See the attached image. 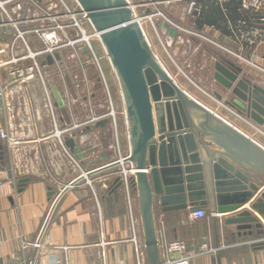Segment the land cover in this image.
I'll list each match as a JSON object with an SVG mask.
<instances>
[{"label":"crops","instance_id":"0c3cea01","mask_svg":"<svg viewBox=\"0 0 264 264\" xmlns=\"http://www.w3.org/2000/svg\"><path fill=\"white\" fill-rule=\"evenodd\" d=\"M259 25L264 26V23L258 21L257 27ZM196 30L207 31L225 50L241 53L251 64L238 61L221 48H214L221 56L239 63L253 83L264 86V37L260 39L257 30L248 32L246 39L210 27ZM176 36L177 33L173 38ZM176 48L171 49L175 55ZM209 53V58L213 57L212 51ZM53 62L55 66L63 64L60 57ZM210 76L209 72L208 77L200 74L198 80L210 93L219 92L222 87ZM64 79L65 105L57 109L60 124L56 123L55 130L60 138L82 134L76 138L80 159L70 157L58 137L51 135L53 126L36 79L11 83L5 69L0 70V87H4L0 127L17 142L9 146L0 141V182L15 178L18 188L15 197L4 196L0 191V264H148L141 218L139 222L135 216L137 210L140 214L138 193L130 180L122 181L115 173L120 172V165L109 166L129 154L127 124L126 136L117 142L109 135L107 123L98 128L89 124L74 128L70 123H81L80 111L86 117L92 114L89 108L94 96L79 98L77 95L81 96L83 88L76 91L78 86L74 82L77 81L67 75ZM193 94L195 101L214 115L206 117L195 109L196 117L212 140L198 135L205 148L220 151L222 144L232 148L262 172L258 178L264 182V128L241 118L212 97L203 101ZM230 99L227 94L224 96V102ZM68 124L70 130L60 134ZM130 165L123 164V168ZM102 168L104 170H100ZM82 174L85 179L77 182ZM21 181L24 185L18 192ZM251 203L252 200L248 205ZM200 209H204L208 217L192 220L189 214L198 209L162 212L154 204L152 220L159 264L165 261L164 246L173 241L184 242L187 251L196 250L204 242L218 249L214 255L194 258L191 264H264V244L253 243L263 239L264 234H257L255 229L251 236H238L237 226L226 224L235 217L236 211L217 213L212 198L207 207ZM245 209L248 211L247 207L239 211ZM44 225L47 241L43 248H34L32 244Z\"/></svg>","mask_w":264,"mask_h":264},{"label":"water","instance_id":"95a60500","mask_svg":"<svg viewBox=\"0 0 264 264\" xmlns=\"http://www.w3.org/2000/svg\"><path fill=\"white\" fill-rule=\"evenodd\" d=\"M75 1L105 48L122 90L130 143L129 156L124 161L131 164L134 172L130 181L139 196L148 264L160 261L152 220L154 204L162 212L196 210L207 207L212 198L217 213L236 211L226 224L236 225L238 236H251L255 229L262 235L258 218L246 209L239 211L250 206L264 220V183L258 178L262 172L223 144L220 151L205 148L198 135L212 140L195 109L206 117L214 115L195 101L188 86L171 79L150 49L127 0ZM253 19L264 22L263 15ZM163 28L174 36L168 24L164 23ZM46 62L51 65L53 59L48 56ZM212 76L231 98L226 107L264 128V86L253 83L241 66L222 56L216 58ZM214 96L222 98L218 93ZM59 107L63 108L61 102ZM104 124L101 121L95 127ZM64 146L80 159L76 139L65 138ZM118 164L119 161L109 166ZM18 184L20 192L24 183ZM216 226L217 220L215 231Z\"/></svg>","mask_w":264,"mask_h":264},{"label":"rangeland","instance_id":"374dc122","mask_svg":"<svg viewBox=\"0 0 264 264\" xmlns=\"http://www.w3.org/2000/svg\"><path fill=\"white\" fill-rule=\"evenodd\" d=\"M127 2L131 6V9L143 31L144 37L148 42L150 49L171 79L181 85L188 86L189 90L195 93L200 100L202 99L205 101V99L208 100L212 97L218 103L225 104L226 101L224 102V96H226L227 93H225L223 88H221L219 92L210 93V91L204 87V83L198 80V76H200V74L203 77H208V72L211 74V76L213 75V63L215 62L216 58L221 57V55L218 54V51L214 50V48H221L222 51L232 54V56L240 62H248L249 64H251V62L247 61V59L244 58L241 53H234L225 50V48L219 45L218 42L213 41L209 37L207 31L196 30L197 27L194 25V19L196 15H194V9L189 10L190 2L166 0H127ZM243 7H245L244 9L246 11H249L253 14L252 19L255 15L264 16V0H243ZM79 9L80 7L75 0H0V52L1 50L4 51L0 54V62H6L8 59L14 56L13 53H15L16 58L23 57V59L20 60L21 66H35L34 71L31 74V79H36L40 89L42 90L45 108L47 109L51 124L53 126L51 135L58 137L60 143L63 145L70 157H72V154L64 146V138H67V136L60 138L59 134L55 130L56 123L58 122V124H60L59 114L57 111V109L60 108L59 103L61 102L63 107L65 105V102L62 99L65 94L63 92V90H65L64 87L66 86L64 79L65 75L70 76L73 80L77 81V83L74 82V84L78 86V90L76 91H79L83 88V93L81 96H79V94L77 95L79 98L84 99L85 97L89 99L91 95L94 96L91 102L92 107L89 108L91 109L92 114H89V116L86 117V115L80 111L81 115L79 120H81V123H70V125H72L74 128H80L81 125L89 124L92 125V128H96L95 125L97 123L104 121L105 124H109L108 133L110 136H112L115 142H117L118 139L122 140V138L126 136L127 129L125 103L123 100L120 83L116 71L111 65L109 56L97 37H92L90 39V44L93 47L94 54L99 65L96 63L93 55L88 56L86 53L81 55L82 53H80L79 50V45L81 43L77 44V46L73 45L70 47L65 45L68 40L67 38H70V34L72 35L71 39L78 37L76 34L79 32V30L69 23V17H64L61 24L63 26L65 24L66 26L65 33L60 32L58 34L60 38L62 37V41L59 42V45L57 46H54V44H48L49 47H51V45L53 46L52 52L47 54H38L43 51L47 45L39 38L41 31H49L55 25V22L52 19H49L47 16L50 14L55 15L59 13H75V11H79ZM43 16H46V19L40 20ZM75 17L82 28L81 30H84L88 35L93 32V28L90 26L84 14L76 15ZM164 23L168 24L169 28L173 29L175 33H177L176 38L171 37L169 35V31L163 28ZM253 25V23L252 26H247L246 24L240 23L237 24L233 29L237 36L242 39L249 37L247 36V33L255 29L257 30V35L260 37V39H262L264 37V26L259 25V27H254ZM37 30H40V33L36 34L35 31ZM20 33L23 34V39L19 37ZM24 41H26L25 43H27L28 49ZM176 46L178 47L176 48ZM212 46L213 49L209 48ZM172 48L177 49L175 50L177 53L176 55L171 52ZM210 51H212L213 57L209 58L208 53ZM29 52L33 55H30ZM75 52L78 53L77 65L74 61L77 58ZM55 55L60 57L61 62H63L62 66L57 63L55 66V62H53L51 65L47 64L46 58L50 56L55 61ZM43 62L45 64H43ZM233 63H235V61H233ZM78 64L81 65L78 66ZM235 64L240 66L239 63ZM9 67L10 65L1 66L0 70L4 71L5 69L6 75L11 83H22L23 80H12V78L9 76ZM243 70L246 71L244 68ZM67 87L68 89L71 88V84ZM1 89L4 96V87ZM215 93L221 95L222 98L217 99L214 96ZM72 96L73 99L76 100V96ZM70 125L68 124L67 127L61 130L59 133L65 134L70 130ZM81 135L82 134L79 133L68 135V137L71 136L76 139L80 138ZM2 142H5L9 146L17 144V142L13 141L10 137H8L6 140H2ZM128 156L129 154L126 157L116 161H119V164L116 166L120 165L121 170L120 172H115L117 173V176L122 179V181L127 180V182H129L130 177L133 175L130 172L132 171L131 165L128 168H123V164H128V162L124 161ZM73 162L76 163L74 160ZM124 171H129L130 175H127V172L123 173ZM124 174L127 175V178L124 176ZM81 176L85 178V174H82ZM3 182L6 184L14 182V187H11L13 190L11 196L15 197L18 189L15 178H9L0 182V186ZM261 190H264V185ZM255 198L257 197H254L253 199L255 200ZM125 201H127L126 197ZM54 203L55 202H53L52 207ZM245 207L248 208V211H250L252 215L258 218V223L261 224V229L263 230L264 234V228L260 219L261 216L251 210L250 206ZM135 216L140 222V214L138 210L135 212ZM142 234L143 229L141 226V235ZM45 241H47V237L45 238L44 233L42 248L44 247V243H46ZM35 242L36 240L34 243ZM53 264H55V262Z\"/></svg>","mask_w":264,"mask_h":264},{"label":"built area","instance_id":"2783aa9c","mask_svg":"<svg viewBox=\"0 0 264 264\" xmlns=\"http://www.w3.org/2000/svg\"><path fill=\"white\" fill-rule=\"evenodd\" d=\"M189 2H190L189 3L190 4L189 10L195 9V7H196L195 1L191 0ZM53 7H56V6H53ZM193 12H194V10H193ZM83 14L85 16V13L80 8L79 11H75V13L69 12V13H59V14H55V15H53V14L48 15L47 17H49V19H52L55 22V25L49 31L44 30V31H41V33H40V30L35 31L36 34L40 33L39 38L41 39V41L44 42L45 44H47L45 49L38 54H47V53L52 52L53 46L51 45V47H49L48 44H54V46L59 45L58 43L62 41V37L60 38L58 36V34L60 32L65 33V30H66L65 24L63 26L61 24V22L63 21L64 17H66V18L69 17V19H68L69 23L72 24L74 27H76L79 30V32L76 34L78 36L77 38L71 39L72 35L70 34L69 35L70 38H67L68 40H67V43H65V45L67 47H70L73 45L77 46V44L81 43L79 45L80 53H82L81 55H83V53H86L88 56L93 55L96 63L99 65L97 58L95 57L93 47L90 44V39L92 37H97L96 33L93 29V32L91 34H89V35L86 34V32L84 30H81L82 28H81L80 24L78 23V21L75 17L76 15H83ZM43 19H46V16L41 17L40 20H43ZM19 37L23 39V34L20 33ZM50 37H51V39H49ZM25 42L26 41H24V43ZM25 45L28 49L27 43H25ZM3 52L4 51L1 50L0 54ZM29 54H30V52H29ZM13 55L14 56H12L6 62H0V68H1V66H7V65L9 66L10 65L9 76L12 78V80H23L24 81L26 79H30L31 74L34 71L35 66L23 67L20 65V60L23 59V57L16 58L15 53H13ZM75 55L77 57L78 53L75 52ZM72 57H74V56H72ZM74 61L77 65L78 57ZM81 64H78V66H80ZM33 65H36V64H33ZM2 100H3V91L0 88V102ZM8 137L9 136H8V133L6 132V130H4L3 128L0 127V141L6 140V139H8ZM9 143H10V141H9ZM130 172L134 175V172H132V171H130ZM123 173H125V172H123ZM124 176L126 177V174H124ZM12 186L14 187V182L13 183L10 182L8 184L3 182L2 185L0 186V191L2 192V195L11 196V194L13 193V190L11 188ZM189 217L192 220H198V219H206L208 217V215L204 209H198L196 211L191 212L189 214ZM260 219L262 221V225L264 228V220L262 218H260ZM44 233H45V225L41 229L39 235L37 236L36 242L33 244V246L35 248H42V241L44 238ZM253 243L254 244L255 243L256 244H260V243L264 244V238L259 240V241H255ZM217 250L218 249L213 247L210 243L204 242L196 250L191 249V250L187 251V248H186V245L184 242L173 241V242L167 243L164 246L165 261L162 264H191V261L194 258L204 256V255H214L217 252ZM173 255H177V256L173 257Z\"/></svg>","mask_w":264,"mask_h":264},{"label":"trees","instance_id":"16d2710c","mask_svg":"<svg viewBox=\"0 0 264 264\" xmlns=\"http://www.w3.org/2000/svg\"><path fill=\"white\" fill-rule=\"evenodd\" d=\"M166 1H186L191 0H166ZM194 25L201 29L210 27L219 32L234 37L236 34L234 27L243 23L247 26L257 27V20L252 19V13L243 7V0H194ZM236 29V28H235ZM237 37V34H236Z\"/></svg>","mask_w":264,"mask_h":264},{"label":"bare ground","instance_id":"6f19581e","mask_svg":"<svg viewBox=\"0 0 264 264\" xmlns=\"http://www.w3.org/2000/svg\"><path fill=\"white\" fill-rule=\"evenodd\" d=\"M131 7V6H130ZM49 39H51V37L49 38ZM31 55H32V53H30Z\"/></svg>","mask_w":264,"mask_h":264}]
</instances>
